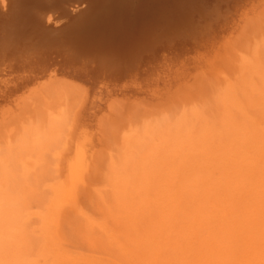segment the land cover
<instances>
[{"label": "bare ground", "instance_id": "obj_1", "mask_svg": "<svg viewBox=\"0 0 264 264\" xmlns=\"http://www.w3.org/2000/svg\"><path fill=\"white\" fill-rule=\"evenodd\" d=\"M151 1L0 0V264H11L7 261V253L14 247L11 235L19 218L24 219L19 216L30 202L29 189L35 184L31 181L39 179L52 159L55 162L72 149L71 157L66 158L70 174L66 197L74 203L73 191L98 149V124L111 111H126L147 129L170 122L189 105L183 101L201 80L206 56L202 47L197 49V39L191 34L194 27L189 29L192 32L185 25L174 29L166 24L159 32L149 29L152 20L147 23L144 7L159 4ZM209 4V0H177L169 8L175 13L191 8L196 14L208 10ZM114 19L127 22L111 24ZM95 31L100 39L92 35ZM134 31L140 40L133 35L128 38ZM221 90L218 95L225 101L230 85ZM185 130L182 132L187 133ZM229 130L231 134L233 130ZM259 130L261 142L254 144L252 138L250 145V135L239 137L241 142L245 140L244 147L236 148L232 142L236 152H229L233 155L230 160L224 153L220 155L224 158L220 165L214 166L217 158L210 159L211 151L210 156L205 154L209 157L199 161L204 163L202 168L206 165L204 176L195 172L197 156L188 162L184 158L193 146L184 141L188 136L181 138L185 147L181 142L179 146L167 143L171 156L161 150L160 157H168L160 164L157 158L158 165L142 164L135 182L132 180L134 185L129 184L128 176H115L111 191L119 213L113 217L125 231L84 217L88 229L99 230L119 255L115 254L117 261L106 254L60 250L56 253L60 264H264V125ZM187 165L191 172L186 171Z\"/></svg>", "mask_w": 264, "mask_h": 264}, {"label": "rangeland", "instance_id": "obj_2", "mask_svg": "<svg viewBox=\"0 0 264 264\" xmlns=\"http://www.w3.org/2000/svg\"><path fill=\"white\" fill-rule=\"evenodd\" d=\"M175 1L156 0V2L159 3L158 6L155 7L154 5H148L147 7H144V10H146L148 16V19L146 20L147 23L152 20L149 22L151 26L147 25L149 29L154 28L159 32V30L161 31V27L166 24H169L171 28L174 29L179 28L180 25H185L188 30H192L194 27V31L192 30L193 32L191 30L189 31L192 32L191 34L193 38L196 37L195 39H197V49H200L199 47L203 48L204 55L206 56L205 60L207 62L201 71V80L197 83L196 87L189 92V95H187V98L183 101L184 103L182 102L183 104L187 102L189 105L176 118H173V121L171 120L164 124L158 123L146 126L147 129H144L145 126H142L138 119L135 122L136 117L134 115L130 113L128 114V112H124L123 110L111 111L109 115L102 120L103 122L100 121L98 124V151H95V155L93 156L91 163L88 165L82 180L77 185V188L74 189L75 191H73L74 194H72V196L75 198L72 196L71 198L73 200L75 199L74 203L69 202L68 197H66V191L68 190L67 187H69L68 185L70 182L67 160L72 155V149H67V154H65V151L61 158L60 155L56 160L57 162L53 161L55 158L52 159V163L50 161V164L48 163L46 165V167L52 165V169H50L51 167L45 169V167L38 175L39 179L37 181H31V183H35L34 185L37 184L39 186H34L32 184V186L36 188L30 187L29 190L32 191L27 199V201L30 199V202L28 201L26 203V207L23 206V208L25 207L27 210L25 208L22 209L23 213L25 211L27 212H25V217L24 215L21 216L23 213L20 212L22 214H19V217H23L24 219L22 218L23 220H21L19 218L18 224L16 223L15 225V232H13V234L17 236L15 237L13 234L11 235L13 236L11 237V242L14 240V245L10 244V246L12 245L14 247L9 249L7 253L10 254V257H7V261L10 260L11 264H60L61 260L60 258L58 259V255L56 254L60 250H64L69 254L70 252L83 255L91 254L92 256H104L106 254V257H112L117 261L119 255L108 246L105 237L101 235L99 230L95 228L88 229V224L84 217L86 216L94 222L97 220L98 222L102 221L110 227L115 228L118 226L116 229L119 230L120 228L122 232L125 231L124 226L122 228L121 225L114 220L115 217H113L119 213L115 208L116 203H114V201L116 196H113L114 190L111 191V189H114L112 184L114 183L115 176H128L129 181L133 180L135 182L134 179L136 177H134V175L139 174L140 168L143 166L142 164H145V162H152V165L160 164L164 161L165 157V159H167L168 156H171L169 153L171 148L168 147L167 143H178L176 145L179 146L182 144L181 147H185V143L183 141L181 142V138L187 139V136L188 140L184 141H187L190 146L193 144V146L190 148V154L186 155V157L190 155V158H186L185 156L184 158L188 162V160L190 161L194 155L197 156L196 159L198 164L195 172H198L199 175L202 176L207 175V170L205 169L206 165L202 168L204 163L201 165L199 161L201 160L204 162L203 157L207 156L205 154L210 156V151L212 152L210 159H218L215 160V166L223 157H225L226 160H230L229 158L232 159L231 156L233 155L230 156V154L236 152V148L244 147L245 140H242L241 142L240 138L242 139L244 137L245 139L246 136L250 135L248 139V144L250 145H252L253 140L254 144L256 142H261L262 132L259 128L264 125V0H230L229 3L228 0H221L222 2L225 1L223 3L220 0H214V2L213 0H209L210 6H207L209 9L205 12L201 11L203 15H201V13L195 14V11L191 8H184L186 9L184 11L182 9L181 13L183 14L179 12L180 9L178 10V13H175L169 8L174 6L173 3ZM154 2L155 0L151 1V3ZM164 6L169 9H165ZM158 11H161V13L159 14ZM165 12L170 20L165 18L167 17L165 16ZM184 12H187V15ZM172 13V17L176 16L174 20L171 18ZM158 14L159 16L161 15L162 18H160ZM182 18H185L186 20H182ZM165 19H168V23ZM119 22L126 23L127 21H125V19H122V21L114 19L110 23L117 24ZM139 22L140 20L135 23L138 24ZM187 22L191 23L188 25ZM137 24H135L134 27L137 28ZM160 24L162 26H160ZM164 31H167V29ZM155 32L156 31H154V33ZM97 34L98 32L93 33L92 35L100 39L101 37H97ZM137 34L138 33L134 31V33H131L128 38H132L133 35L134 39L140 40V34ZM122 37L125 38V35ZM205 46H207V48ZM204 48H206V50H204ZM220 85L221 87H219ZM225 85H230L231 91L228 95V99L224 101L221 99V89ZM218 93L221 95H218ZM182 103L181 106H183ZM124 115H126V117ZM117 117H119V119ZM224 117L225 120L222 121ZM237 121L239 122L237 123ZM112 122L115 126L111 130V127L113 126H111ZM230 122L231 126L229 125ZM129 123L131 124L129 125ZM224 124H227L226 127ZM237 124H239V126ZM248 124L253 125L249 127ZM228 126L230 127L228 128ZM248 127L249 130L251 128V131L248 130ZM206 128L209 129V131ZM220 128L223 129L221 130ZM230 128L233 130L231 134L229 132ZM234 128H236V130ZM184 130L187 131V133L184 132L186 133L185 135L182 132ZM199 131L202 132L200 133ZM192 132H194L193 137L191 134ZM209 132L210 134H208ZM199 133L200 136H198ZM167 134H170L169 138H167L169 136ZM176 135L180 136V138H177ZM181 135L184 137H181ZM256 135L258 137H255ZM172 137L176 138L174 139ZM252 138L254 139L250 142ZM170 139L173 142H171ZM216 139L218 142H216ZM123 141L126 142L124 143ZM198 142L202 144H198ZM171 144H169V146H171ZM227 144H229V147L232 146V149L228 148ZM198 145L203 148L200 146L198 147ZM225 146H227V148ZM166 147H168V150ZM206 148L209 151H206ZM220 148H224V150H221ZM163 149V152L168 151L166 153L168 156L160 157L161 153L164 154L161 151ZM229 149L233 150V152ZM69 151L71 152L70 154ZM226 152H228L227 156ZM152 153H154L155 156L154 154L152 156ZM198 154L201 155V158ZM63 155L65 157H63ZM220 155H223V157H220ZM156 158L161 159V161L157 163ZM196 159L195 157L193 158V160ZM59 161L61 163L64 162L65 164L60 165ZM54 164L56 166H54ZM180 167L182 170L183 167ZM185 168L188 169L186 171L191 172L189 166ZM183 171H185V169L181 172V174L184 175L185 172ZM41 176H44L43 179ZM41 180H47V182L42 183ZM133 181L131 182L133 184L130 182L129 184L134 185L135 183ZM32 188L35 189V191ZM35 196L37 197L36 200L34 199L36 198ZM32 200L36 202L33 203ZM114 221L116 223H114ZM16 226L19 227V229L16 228ZM91 246L93 247L91 248ZM11 250L12 252H10ZM115 254L118 256L116 257ZM118 260L122 261L120 257Z\"/></svg>", "mask_w": 264, "mask_h": 264}]
</instances>
